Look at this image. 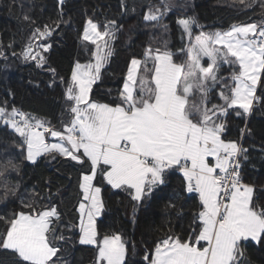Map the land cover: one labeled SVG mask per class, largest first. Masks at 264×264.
Masks as SVG:
<instances>
[{
    "label": "snow or ice",
    "instance_id": "6c2138e0",
    "mask_svg": "<svg viewBox=\"0 0 264 264\" xmlns=\"http://www.w3.org/2000/svg\"><path fill=\"white\" fill-rule=\"evenodd\" d=\"M239 3L251 6L246 0ZM260 6L264 9V0ZM173 7L161 0L143 19L167 30L161 21ZM24 20L34 23L27 15ZM55 23L58 27L60 21ZM176 23L188 38L186 48L179 49L186 60L176 63L167 42L163 47L149 46L143 60L133 56L129 61L119 102L111 105L92 100L90 93L113 54L110 42L117 22L109 21L100 31L88 20L82 39L96 45V50L90 62H77L72 68L64 92L70 119L62 122L63 131L16 107L0 106V122L19 137L13 144L24 160L35 163L42 155L57 154L90 170L82 172L78 182V243L95 249L94 264H127L129 251L121 234L101 236L98 231L97 217L104 210L102 189L94 184L98 175L111 188L129 191L138 204L165 184L169 171L182 174L186 192L198 194L200 209L192 217L187 238L166 235L158 240L144 255L146 264H243L242 242L264 243V207L255 204L254 187L243 182L240 172L239 158L247 159L248 150L223 139L221 119L229 109L247 116L262 102L257 86L264 84V22L234 24L226 31H200L195 36L194 26L199 27L195 18H178ZM52 31L49 25L36 28L21 52L23 59L42 66L45 57L37 49L47 52L50 46L35 41ZM205 57L207 67L202 64ZM224 66L232 69L228 83L220 76ZM217 85L222 103L209 107ZM46 134L56 142H47ZM19 169L15 157L0 160L4 191L0 199L18 197L19 182L12 184L10 176ZM38 197L34 193L21 200L18 211L0 215V253L10 258L9 264H66L60 246L66 238L57 234L61 219L57 206L50 196L47 204Z\"/></svg>",
    "mask_w": 264,
    "mask_h": 264
},
{
    "label": "trees",
    "instance_id": "16d2710c",
    "mask_svg": "<svg viewBox=\"0 0 264 264\" xmlns=\"http://www.w3.org/2000/svg\"><path fill=\"white\" fill-rule=\"evenodd\" d=\"M166 2L175 6L161 21L168 26L167 30L143 19L144 13L150 7L154 10L160 6L161 0H64L60 7L55 0H0V106L16 107L63 131L62 122L70 119L64 92L72 68L77 62H90L95 47L81 38L87 20L96 23L100 31L109 21L117 22L118 30L111 44L113 54L90 93L92 100L111 105L119 102L129 61L133 56L143 60L149 46L163 47L167 42L168 50L175 53L176 63L186 60V54L179 51L186 47V42L176 23L178 18H195L199 27L194 26L193 35L200 31L227 30L234 24L264 22L260 0L255 3L246 0L250 7L240 4L239 0ZM25 15L34 23L25 21ZM56 21H60L58 27ZM45 25L53 31L42 41H35L36 45L50 46L47 52L37 49L45 57L43 65L38 67L36 61L23 59L21 52L32 32ZM231 71L227 66L221 69L223 83L229 82ZM220 91L221 86L217 85L209 97V107L222 103ZM257 96L262 102L256 103L247 116H237V110L229 109L221 119L225 124L223 139L235 141L248 150L247 159L243 155L239 158L241 177L244 183L254 187L255 204L264 207V84L258 83ZM13 140L19 142V137L0 122V160L7 155L15 157L20 164L19 173L13 172L10 176L12 184L19 182L18 197L9 195L6 201L0 199V215L10 216L18 211L21 200L31 199L34 193L39 194L42 204L49 203L50 196L61 217L57 234L62 233L66 238V242H60L64 249L62 261L94 264L95 249L78 243V182L81 173L87 174L90 170L57 154L42 155L30 163L23 159ZM94 184L101 187L104 201V210L97 219L98 231L101 236L113 232L123 236L129 249L127 264H146L145 253L166 235L187 238L192 230V217L200 209L198 196L185 191L183 176L178 171H169L165 184L154 189L140 204L132 200L129 191L111 188L102 175L97 176ZM3 196L0 187V198ZM242 248L243 264H264V243L245 241ZM9 259L0 253L3 264H9Z\"/></svg>",
    "mask_w": 264,
    "mask_h": 264
},
{
    "label": "rangeland",
    "instance_id": "374dc122",
    "mask_svg": "<svg viewBox=\"0 0 264 264\" xmlns=\"http://www.w3.org/2000/svg\"><path fill=\"white\" fill-rule=\"evenodd\" d=\"M88 21V20H87ZM86 21V22H87ZM86 22H85V24H84V28H85V25H86ZM249 24V23H248ZM228 30V29H227ZM218 31H220V30H218ZM223 31H226V30H223ZM83 32H84V30H83ZM216 32V31H215ZM82 35H83V33H82ZM196 35V33H194V36ZM81 38H82V36H81ZM83 40V39H82ZM85 41V40H84ZM87 42H90V41H87ZM185 42H186V44H185V46H187V44H188V38H187V36H185ZM91 43V42H90ZM97 43L98 44H102V42L101 41H97ZM111 44H112V41L110 42ZM186 48V47H185ZM96 50V45H95V47H94V51ZM88 63V62H87ZM207 63H208V61H207V58L205 57V58H203L202 59V64L205 66V67H207ZM83 64H86V63H83ZM75 65V64H74ZM106 65V64H105ZM104 65V66H105ZM46 140H47V142H49V143H53V142H56V138H54V137H51L50 135H47L46 134ZM39 158V157H38ZM37 158V159H38ZM66 158H68V157H66ZM37 161V160H36ZM29 162V161H28ZM30 163H32V162H30ZM101 167H103V166H101ZM78 207H79V205H78ZM78 209V208H77ZM78 215H79V218H78V231H79V221H80V214H79V212H78ZM101 216V215H100ZM100 216L99 217H97V219L98 218H100ZM252 242H255V241H252ZM203 243V242H202Z\"/></svg>",
    "mask_w": 264,
    "mask_h": 264
},
{
    "label": "water",
    "instance_id": "95a60500",
    "mask_svg": "<svg viewBox=\"0 0 264 264\" xmlns=\"http://www.w3.org/2000/svg\"><path fill=\"white\" fill-rule=\"evenodd\" d=\"M56 2H57V4H58V6L60 7L61 6V0H55ZM64 1V0H63Z\"/></svg>",
    "mask_w": 264,
    "mask_h": 264
},
{
    "label": "crops",
    "instance_id": "0c3cea01",
    "mask_svg": "<svg viewBox=\"0 0 264 264\" xmlns=\"http://www.w3.org/2000/svg\"><path fill=\"white\" fill-rule=\"evenodd\" d=\"M104 67H105V66H104ZM104 67H103V68H104ZM123 84H124V82H123ZM122 88H123V85H122ZM122 88H121V90H122ZM181 175H182V174H181ZM116 190H119V189H116ZM195 194H196V193H195ZM196 195L198 196V194H196ZM198 199H199V197H198Z\"/></svg>",
    "mask_w": 264,
    "mask_h": 264
},
{
    "label": "built area",
    "instance_id": "2783aa9c",
    "mask_svg": "<svg viewBox=\"0 0 264 264\" xmlns=\"http://www.w3.org/2000/svg\"><path fill=\"white\" fill-rule=\"evenodd\" d=\"M255 106V105H254ZM240 163H241V167H242V162L240 161ZM241 170V169H240Z\"/></svg>",
    "mask_w": 264,
    "mask_h": 264
}]
</instances>
